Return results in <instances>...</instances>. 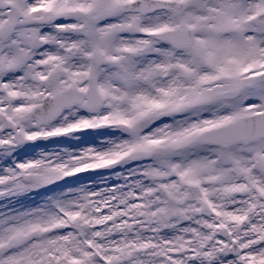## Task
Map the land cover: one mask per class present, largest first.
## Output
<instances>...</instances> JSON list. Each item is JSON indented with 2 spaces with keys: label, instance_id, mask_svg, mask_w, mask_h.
<instances>
[{
  "label": "snow or ice",
  "instance_id": "snow-or-ice-1",
  "mask_svg": "<svg viewBox=\"0 0 264 264\" xmlns=\"http://www.w3.org/2000/svg\"><path fill=\"white\" fill-rule=\"evenodd\" d=\"M0 264H264V0H0Z\"/></svg>",
  "mask_w": 264,
  "mask_h": 264
}]
</instances>
